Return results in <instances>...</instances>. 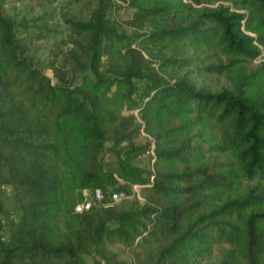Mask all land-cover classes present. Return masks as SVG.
Wrapping results in <instances>:
<instances>
[{"label": "trees", "instance_id": "trees-1", "mask_svg": "<svg viewBox=\"0 0 264 264\" xmlns=\"http://www.w3.org/2000/svg\"><path fill=\"white\" fill-rule=\"evenodd\" d=\"M93 1L70 22L65 59L92 74L77 84L22 55L0 7V186L29 196L6 237L0 199V264H264V0ZM125 4L142 31L117 28ZM108 137L116 161L101 157ZM149 149L151 167L135 165ZM134 184L135 209H74Z\"/></svg>", "mask_w": 264, "mask_h": 264}, {"label": "rangeland", "instance_id": "rangeland-1", "mask_svg": "<svg viewBox=\"0 0 264 264\" xmlns=\"http://www.w3.org/2000/svg\"><path fill=\"white\" fill-rule=\"evenodd\" d=\"M93 0H0L2 13L15 23V40L19 52L28 57L32 64L39 66L49 76L55 80L57 74L52 65L63 69L68 80L73 83H79L84 73L92 74L84 65V58L81 56L79 62L73 65L65 59L70 52L74 34L70 30V22L77 20H86L90 17ZM131 8L126 4L113 14L117 28L124 32H139L145 27H135L127 19L130 17ZM258 61V60H255ZM84 62V63H83ZM59 72V71H57ZM224 86L225 84H221ZM122 113L126 116L134 115L128 122L127 129H134L139 118L135 109L124 107ZM133 140L141 145L146 144L149 136L140 130L139 133L132 135ZM114 139L108 137L105 139L101 157L108 161H116L118 157L117 150L112 148ZM128 140H122L121 146ZM152 149H149L139 156L133 158V163L145 169L151 167ZM122 183V179L118 180ZM29 197L27 192L20 191L13 183L5 181L0 186V199L3 203V213L1 220V234L8 236L9 229L6 224L7 217H15L22 208L23 201ZM139 204L144 203V198L139 194V185L132 186L130 194L123 195L116 203L126 208L135 209ZM7 216V217H6ZM112 248L116 250L119 257L128 262H134V258L129 249L122 243H114ZM84 261L91 264L93 260L98 259L94 252L82 253ZM213 258H204L200 261H192L190 264H217Z\"/></svg>", "mask_w": 264, "mask_h": 264}, {"label": "built area", "instance_id": "built-area-1", "mask_svg": "<svg viewBox=\"0 0 264 264\" xmlns=\"http://www.w3.org/2000/svg\"><path fill=\"white\" fill-rule=\"evenodd\" d=\"M123 196V193L113 190L110 192L108 200H102V193L99 188L95 189L91 195H86L81 201L76 203L74 209L75 211H81L83 209H88L92 205H102L115 202Z\"/></svg>", "mask_w": 264, "mask_h": 264}]
</instances>
